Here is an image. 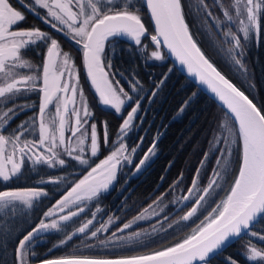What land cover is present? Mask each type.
Listing matches in <instances>:
<instances>
[{"label": "trees", "instance_id": "obj_1", "mask_svg": "<svg viewBox=\"0 0 264 264\" xmlns=\"http://www.w3.org/2000/svg\"><path fill=\"white\" fill-rule=\"evenodd\" d=\"M9 2L25 16V19L14 27L15 30L39 29L57 40L62 52L69 53L72 57L78 78L89 92V98L92 101L93 108L89 121L97 126L101 147L96 156H80L86 163H81L76 159L77 156L70 158L67 151L58 149V158L65 161L63 165L55 163L49 166L45 163L34 162V157H25L19 173L7 181L0 178V192L28 188L43 191V195L33 199L30 207L21 201H12L6 207L0 204V264H21L20 259H17L16 251L19 240L33 228L38 227L41 220L45 222L57 220L58 228L32 241L31 245L26 248V251H29L27 264L49 258L71 256L123 257L154 251L172 244L171 241L143 250L140 249L141 247L136 248L132 251H127L129 249L122 245L115 249L125 251L124 254L97 255L95 252L99 250L96 247L100 246L98 240L96 241L97 236L92 237L91 232L96 231L98 235L100 226L80 233L78 229L87 217L81 215L79 218L63 222L56 216H45L49 210L56 212L57 202L82 178L79 173L89 171L113 151L109 147L119 137L124 114L118 115L100 107L85 75L82 46L75 42L66 26L53 20L52 23H56L58 28L63 29L60 31L53 28L51 23H43L42 21L47 16L46 10L37 6L30 11V0H9ZM102 2L106 3V0ZM181 2L190 34L204 56L243 91L258 108L264 110V15L261 16L259 32L253 29L245 38L243 32L238 31L242 54L233 55V50L225 41L222 31H218L216 23L220 21L222 27L225 28L222 22L225 17L217 2L204 0L207 11L203 12L194 8L190 0H181ZM127 3L135 5L149 31L153 34L143 0H113V4L120 7ZM222 5L230 13L235 11L232 0H223ZM48 20H51V17H48ZM49 44L50 41H38L31 45L24 52L23 58L31 62L32 69H15L14 71L27 75L33 74L35 70L36 73L42 74V62L46 57ZM142 45L143 47L134 46L120 39H113L107 43L105 53L106 59H110L112 64V67L108 69L111 79L118 82L119 87L123 88L134 101L141 100L137 124H135L139 129L136 131L134 127L135 132L127 138V143L131 144V151L136 147L137 149L135 153H128V156L134 157L135 161L139 162L150 149H153L156 158L144 185L142 184L130 195L125 196L119 189L120 180L112 191L94 199L93 204L96 206H120L121 204L137 206L143 201L149 202L150 199L146 200L147 197L160 184L161 191H163L178 183L177 194L181 196L182 191L188 192L194 179L196 186L199 182L204 190L210 181L216 178L217 172H221L219 183L224 184L227 193L238 171L241 145L238 140L237 152L229 172L225 171V164L217 167L220 150L215 149L214 146L215 141L222 134L224 121L229 120L237 131L235 123L222 108L185 78L165 54L160 60L151 57V52L154 50L160 51L162 55V49L157 48L151 38H145ZM236 59H239L241 64H236ZM1 80L3 82L2 76ZM35 83L36 87L32 90H22L7 100L0 98V117H3L9 109L14 110V114H10V118L5 123H0V134L6 137L15 136L19 134L18 127L24 125V129H21L23 132L21 141L38 140L42 80ZM49 108L45 116L49 113ZM105 133L109 146L105 143ZM87 139L84 148L87 145ZM6 146L9 150H13L11 143ZM77 146L80 145L77 143ZM20 157L21 155L19 160ZM227 173L230 178L225 179L224 175ZM214 203L215 201L212 205ZM118 228L119 225L113 230ZM251 232H256L257 236H252ZM188 233L185 232L176 238L182 235L184 237ZM261 236H264V217L243 238L212 258L210 264H228V258H232L237 264H264L260 260L254 261L247 258L250 247L264 249V239L259 238ZM61 241L66 242L61 243Z\"/></svg>", "mask_w": 264, "mask_h": 264}, {"label": "snow or ice", "instance_id": "obj_2", "mask_svg": "<svg viewBox=\"0 0 264 264\" xmlns=\"http://www.w3.org/2000/svg\"><path fill=\"white\" fill-rule=\"evenodd\" d=\"M200 3L203 4V0H200ZM30 4V11L37 6L46 10L45 22L51 23L53 28L63 31L62 28H58L56 23H52L53 20L68 28L75 42L82 45L84 65L95 91L99 94L100 102L103 105L111 106L116 112H120L125 103L124 98L131 100L132 97L123 88L116 87L118 82L111 79L108 69L112 67V64L110 59H106L105 42L110 37L125 36L133 40L136 45L143 47L141 38L147 34V29L135 5L127 3L120 7L114 5L113 0H106V3L102 0H86V2L85 0H30ZM146 4L150 10L151 18L155 22V34L150 37L152 43L157 48L161 44L166 46L181 64L187 66L189 73L196 75L202 83L207 84L227 106L234 121L238 123L236 135L242 149L238 160V171L224 198L192 229L190 234L173 246L147 255L119 258L59 257L44 259L41 264H210L212 254L221 250L232 238L250 232L257 218L264 217V110L258 108L243 91L229 82L205 58L190 34L181 0H146ZM74 7L78 10H74ZM235 9L236 18L244 17V19H238V23L245 38L253 29L259 32L261 16L264 15V11H262L264 10V0H235ZM224 15L229 20L234 19L228 11H225ZM48 17H51V20H48ZM24 19L25 16L22 12L13 7L9 0H0V74L3 77V83L0 85V98L7 100L22 90H32L36 87L35 82L41 79L42 88L40 91L43 93L39 107L38 140L21 141V135H23L21 129H24V125L18 127L19 134L15 136L6 137L0 134V178L5 181L20 172L26 151L33 152L36 163H45L49 166H53L55 163L61 165L65 163L63 159L58 158L57 149L66 144L68 104H75L77 96L75 84L70 85L68 82H62L65 74L69 78L73 75V69L69 66L70 54L61 52L57 40L52 39L39 29L13 30V27ZM225 36H230L234 41V49L241 47L240 38L231 29L225 33ZM38 41H50L46 57L42 62V74L36 73L35 70H33V74L27 75L14 71L15 69H32L31 62L24 59L23 56L24 52ZM151 57L156 60L163 58L158 50L152 51ZM235 63L239 65L241 61L236 59ZM69 91H71V97L65 96L61 100L58 94H67ZM80 95L82 97V92ZM54 101H59L55 105L56 116L49 121L45 118V113ZM138 107L139 103L137 102L136 106L128 112L121 131L129 127ZM82 111L83 117L86 118L90 115L86 103L82 104ZM10 114H14L13 109H9L3 117H0V123H5L10 118ZM72 115L75 116V127L70 128L69 131L73 137L80 133L78 145L82 146L87 134L86 131H82V128L88 121L82 119L81 109L73 107ZM90 130L91 153L96 155L98 150L96 124H91ZM9 143L13 150L6 154L5 146ZM17 150L21 153L19 161L14 158ZM80 150L83 151V148L81 147ZM65 151L71 155L73 149L66 148ZM124 151L125 145L120 143L116 150L112 151L106 159L76 183L57 202L56 207L63 212L65 208L76 201L84 198L91 199L107 190L115 179L120 158L128 159L127 156H123ZM149 151L151 152V149ZM44 152H47L48 155H44ZM76 159L81 163H86L80 156H77ZM147 159L146 155L140 161V165H143ZM8 165L11 167L9 168ZM137 167L139 168V166ZM216 175L220 176L221 174L217 172ZM216 185V179H212L204 188V194L200 195L190 210L181 217L183 221H188L197 214L199 208L202 207V202H205L206 198L211 195V191ZM195 186L196 181L194 180L193 188ZM41 195H43V191L37 188L3 191L0 192V204L6 207L12 201H21L30 207L33 199ZM184 199L187 200L188 197H184ZM54 214L53 210H49L45 216L51 217ZM75 215H77L76 212H69L68 215L60 216L59 219L68 220ZM145 218L143 213L136 217L137 220ZM91 223L92 221L89 220L78 229V232L84 233ZM130 227L131 223H126L123 226L124 229ZM56 228H58L57 220H52L50 223L41 220L38 227L33 228L19 240L16 251L21 264H25V250L32 241L37 239L42 232ZM250 234L257 236L256 232ZM96 235V231L91 232L92 237ZM115 235L113 233V236ZM139 235L140 233L133 234L136 237ZM259 238L264 239V236ZM117 239L120 238L117 237ZM65 242L61 241V243ZM247 258L264 262V249L258 250L256 247H250ZM228 264H237V262L228 258Z\"/></svg>", "mask_w": 264, "mask_h": 264}, {"label": "flooded vegetation", "instance_id": "obj_3", "mask_svg": "<svg viewBox=\"0 0 264 264\" xmlns=\"http://www.w3.org/2000/svg\"><path fill=\"white\" fill-rule=\"evenodd\" d=\"M40 21L42 20L40 19ZM42 22L48 24V22H45V19ZM42 97L43 93L41 91V100ZM151 152H154V150L152 149ZM144 157L142 159H144ZM155 158L156 156H154L149 163L147 162L143 165H140V161L142 159L139 162H136L134 157H128L127 160L123 159V161L117 165L115 179L109 185L107 190H104L101 194L91 199L84 198L76 201L75 203L69 205L68 208H65L63 212L56 207V212L53 216L59 218L60 216L68 215L69 212L77 213V215L72 216L68 220H61L63 222L79 218L81 215L87 217L82 222L83 224L81 227L89 220H91L92 223L88 225L85 232L90 228L93 229L95 226H100L99 233L96 235L97 237L95 236L96 241L98 240V245L100 246L99 248L96 247L99 250L95 252L97 255L117 256L121 253L124 254L125 251L115 249L116 247L122 245L129 249L127 251H132L140 247V249L143 250L153 245L162 243L166 244L171 241V243H174L178 241L183 237L182 235L176 238L178 235L185 232H191L192 229L196 227L200 221L208 215L211 209L214 208L216 204H218L226 195V188L224 184L222 182L219 183L221 175L216 176L215 179L217 181V185L214 186V190L211 191V195L206 198L205 202H202V207L199 208L197 214L188 221H183L181 217L190 210L195 201L200 195H202L203 191L197 195V197L195 196L196 198H192L193 194H191L182 209L176 212L187 194V191L185 193L182 191V195L177 197L178 189L176 187L178 183H175L169 189H164L163 191H161L160 184L156 190H154L151 195L147 197L146 200L150 199L149 202L143 201L137 206H123L122 204L120 206H96V204H93L94 199L112 191L120 180L121 184L119 189L123 194H125V196L130 195V193H132L136 188L141 187L142 184L144 185V181L150 174L151 165L153 164ZM121 159L122 158H120V160ZM103 160L104 159L101 161ZM101 161L98 164H100ZM137 166H139V168ZM91 170L92 169L85 173H79V176H82L81 179L88 175ZM219 173L221 174V172ZM214 201L215 203L212 205ZM80 209H83V211H80ZM145 209H147V212H145ZM142 213L146 218L137 220L136 217L140 216ZM126 223H131V227L124 229L123 226ZM118 225L119 228L117 230H113ZM121 229L123 230L121 231ZM113 233L116 235L113 236ZM134 233H140V235L136 237L133 236ZM117 237L120 239H117ZM129 237H131V239H129ZM138 250L139 249H137V251Z\"/></svg>", "mask_w": 264, "mask_h": 264}, {"label": "rangeland", "instance_id": "obj_4", "mask_svg": "<svg viewBox=\"0 0 264 264\" xmlns=\"http://www.w3.org/2000/svg\"><path fill=\"white\" fill-rule=\"evenodd\" d=\"M114 1H117V0H114ZM190 1L192 3L193 7L196 8V9H198V10H200V12L207 11L205 9V6H204L205 5L204 0H203V4L200 3V0H190ZM214 1L217 2V4L222 8L223 14H224L225 11H228L229 12V10H226L223 7V5H222L223 0H214ZM232 3H233V7L235 8V0H232ZM74 10H78V9H76L74 7ZM230 15L234 18L233 20H229L228 17H226L225 15H224L225 19L222 20L223 25L225 26V28L222 27V23H220V21L218 23H216V24H217V27L219 28L218 31H222V34H223V37L225 38V41L229 44L228 46H230V48H232L233 55H235V54L236 55L237 54L239 55V54H242L241 47L234 49V41L231 40V37L230 36H225V33L229 29H231V31L234 32L238 36V31H240V25L238 23V19H244V17L241 16L239 18H236L237 17L236 9H235L234 12H231ZM20 22H18V23H20ZM14 27H13V30H15ZM60 51L62 52L61 46H60ZM69 66L73 69V75H72L71 78H69L67 76V74H65V76L62 78V82H68L70 85L75 84L76 87H77V96L75 98V104H72V103H69L68 104L70 110H69L68 115L66 117V119L68 120V126L66 127V130H65L66 144L63 145V146H61L60 148H58V150L65 151L66 148L73 149V151L71 152V155L68 154V156L70 158H73L74 156H81V155H84V156H96L99 153V151H100L101 142H100V138L98 137V133H97L98 150H97L96 155H92V153H91V146H90V131H91L90 130V125L92 124V122L89 121L90 120V116L92 114V108H93L92 107V101L89 98V92L84 87V85L81 84L82 82H80V80L78 78L79 75H77V73H76V70H75V66L73 64L72 57H71L70 65ZM1 76H2V74H0V85H2V83H3L2 80H1ZM116 87L121 88V87H119L118 84H116ZM81 92H82V97L80 95ZM58 95L61 97V100H63L65 96L71 97L72 94H71V91H69L67 94L60 93ZM124 99H125V103L122 106L120 112H116L115 109L111 107L113 109V111H115V113H117L118 115L124 114L123 121L125 119H127L128 112L131 111V108L132 107H135L136 106V103L137 102L139 103V107L137 109V112L134 114L133 120L131 121L129 127L127 129H124L123 131H121V128H122V125H123V123H122V125L120 127V131H119V137L117 138V140L115 141V143L111 147H109V148L111 149V151L112 150L114 151V150H116V148H118V146H119L120 143H123L125 145V151L123 153V156L129 157L128 156V153H131V152L135 153V151L137 149V147H136L133 151H131V144H128L127 143L128 142L127 141V138H128L129 135H131V133L135 132L134 131V127H136V129H135L136 131H138V129H139L138 125L135 126V124H137V116H138V113H139L141 100L134 101L133 99H131V100H128L127 98H124ZM57 103H59V101H54L53 104L50 106L49 113L45 116V118L47 120L51 121V119L56 116V107H55V105ZM84 103L87 104L88 111L90 113V115L88 117H86V118L83 117V111H82V104H84ZM73 107H75L77 109H81V117H82V119H87V121H88V123L85 124L83 126V128H82V131H86V133H87L85 135V137H84L85 141L88 138L87 139V145H85V148H84V145L79 146V147L77 146V143H78L77 141H78V139L80 137V133H77L76 136L73 137L72 134H71V131H69L70 128L75 127V116L72 115V109H73ZM61 111L63 112V107L62 106H61ZM57 121H58V117H57ZM104 138H105L106 145L109 146V143L106 142V139H107L106 133L104 134ZM215 142L216 143H215L214 148L220 150V156H219V159H218V162H217V167L220 166L221 164H225L224 165L225 166V171L226 172H229L230 171V168H231V166L233 164L232 163L233 162V159L235 158V153L237 152V148H238L237 147L238 146V138H237V135H236V130H235V128L233 127V125L231 124V122L229 120L226 119L224 121L222 134H220L219 138ZM81 147L84 149L83 151L80 150ZM11 152H12V150H9L7 148V146H5V153L8 154V153H11ZM78 153L80 155H78ZM43 154L44 155H48L47 152H44ZM110 154H108V155H110ZM20 155H21V153L17 150L14 158L17 161H19V156ZM147 156H148V159L145 160V163H147V162L149 163L153 159V157L155 156V153L154 152H149L147 154ZM25 157H29V158L34 157L33 156V152H27L26 151ZM121 161H123V158L120 160V162ZM8 167L10 168L11 166L8 165ZM225 171H224V173H225ZM14 176H11V177H14ZM224 176H225V179L227 177L230 178V175L228 176V173L225 174ZM202 190L203 189L201 188V185L198 182V184H197V186H196V188L194 190V193H193L192 198H196L197 195H199L202 192ZM178 195L179 194H177V196ZM45 223H50V222H45ZM52 230L53 229H48V230L42 232L40 236L45 235V234H48ZM28 254H29V251H26V255L24 257L25 264H27L29 262V255ZM247 256H248V252H247Z\"/></svg>", "mask_w": 264, "mask_h": 264}, {"label": "water", "instance_id": "obj_5", "mask_svg": "<svg viewBox=\"0 0 264 264\" xmlns=\"http://www.w3.org/2000/svg\"><path fill=\"white\" fill-rule=\"evenodd\" d=\"M143 3H144V6H145V8H146V11H147V14H148V18H149V21H150V24H151V28H152V31H153V34H155V22L152 20V18H151V13H150V10L148 9V7H147V4H146V0H143ZM142 18V17H141ZM142 22L145 24V22H144V20H143V18H142ZM145 27H146V29H147V34L144 36V37H142L141 39H142V42L144 41V39L145 38H147V37H151V35H153V34H151L150 33V31H149V29H148V27L146 26V24H145ZM113 39H120V40H122V41H125V42H127V43H129V44H131V45H134V46H138V45H136L135 44V42L133 41V40H131V39H129L128 37H125V36H119V37H115V38H113V37H110L109 38V40L108 41H106L105 42V49H106V45H107V43L109 42V41H111V40H113ZM82 46V45H81ZM159 48H161L162 49V56L165 54L166 56H167V58L173 63V65L175 66V68L185 77V78H187L195 87H197L202 93H204L206 96H208L211 100H213L220 108H222L225 112H226V114L232 119V121L235 123V125H236V127H237V129H238V123H236L235 121H234V117H233V115L230 113V111L227 109V106L223 103V101H221L220 99H219V97L216 95V93H214L212 90H211V88L207 85V84H205V83H202L201 81H200V79L196 76V75H194V74H192V73H189L188 72V69H187V66L186 65H183V64H181L180 63V61L176 58V56L166 47V46H164L163 44H161L160 46H159ZM206 58V57H205ZM210 62V61H209ZM83 66H84V71H85V75H86V77H87V80H88V83H89V85H90V88H91V90H92V92L94 93V95H95V97L97 98V100L99 101V105H100V107L101 108H103L104 110H106V111H113V109L111 108V106H106V105H103L101 102H100V99H99V94L95 91V87H94V85L92 84V82H91V78L88 76V74H87V69H86V67H85V65H84V61H83ZM218 70V69H217ZM219 71V70H218ZM220 72V71H219ZM221 73V72H220ZM222 74V73H221ZM223 75V74H222ZM224 76V75H223ZM225 77V76H224ZM226 78V77H225ZM227 80H229L228 78H226ZM229 82H231L230 80H229ZM232 83V82H231ZM233 84V83H232ZM238 88V87H237ZM246 95V94H245ZM42 99H43V97H42ZM254 103V102H253ZM257 106V105H256ZM68 110H70V108H69V106H68ZM69 112V111H68ZM113 112H115V111H113ZM68 115V114H67ZM67 117V116H66ZM242 150V149H241ZM195 180V179H194ZM196 181V180H195ZM190 189H191V191H188L187 192V194H186V196L185 197H188V199H189V197L191 196V194L193 193V190H194V188H193V183H192V185H191V187H190ZM189 189V190H190ZM187 199V200H188ZM187 200H183V202H182V204L178 207V209L176 210V212H178V211H180L181 209H182V207L184 206V204L187 202ZM262 217H258L257 218V220L254 222V224H253V226L251 227V230H252V228L259 222V220L261 219ZM250 230V231H251ZM191 233V232H190ZM190 233H188V234H190ZM249 233V232H248ZM187 234V235H188ZM246 234L245 233H242L241 234V236L240 237H235V238H232L225 246H223L222 247V249L221 250H219V251H217L216 253H214V254H212L211 255V259L212 258H214L215 256H217L218 254H220V253H222L223 251H225L227 248H229L230 246H232L235 242H237L239 239H241V238H243L244 236H245ZM185 238V236L184 237H182L180 240H178V241H176V242H174V243H172V244H170V245H167L166 247H170V246H173L175 243H177V242H179V241H181V240H183ZM166 247H163V248H166ZM163 248H160V249H157V250H154V251H158V250H162ZM154 251H150V252H146V253H139V254H135V255H129V256H138V255H147V254H151L152 252H154ZM129 256H123V257H129ZM119 257H121V256H119ZM119 257H108V258H119ZM92 258H107V257H92ZM17 259L19 260V258H18V255H17ZM41 262L42 261H40V262H36V263H30V264H41Z\"/></svg>", "mask_w": 264, "mask_h": 264}]
</instances>
